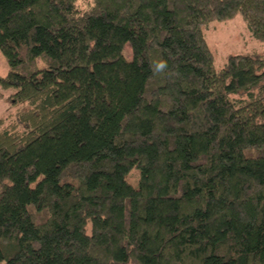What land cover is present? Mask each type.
Listing matches in <instances>:
<instances>
[{"label": "trees", "instance_id": "trees-1", "mask_svg": "<svg viewBox=\"0 0 264 264\" xmlns=\"http://www.w3.org/2000/svg\"><path fill=\"white\" fill-rule=\"evenodd\" d=\"M79 1L0 0V263L264 264V0Z\"/></svg>", "mask_w": 264, "mask_h": 264}, {"label": "rangeland", "instance_id": "rangeland-1", "mask_svg": "<svg viewBox=\"0 0 264 264\" xmlns=\"http://www.w3.org/2000/svg\"><path fill=\"white\" fill-rule=\"evenodd\" d=\"M88 0H80L78 7L85 9ZM206 43L214 58V67L217 71L224 68L227 59L231 56L252 55L264 58V42H259L251 36L245 22L240 16L225 22H211L203 28ZM126 55L130 58L129 47L126 48ZM8 64L0 53V77L4 78L8 73ZM10 92L0 87V116H7L10 113L17 114L18 110L23 111L25 105L14 106L9 100ZM139 173L132 169L128 174L127 181L138 187ZM91 227L88 224L86 231L90 234ZM0 264H3L1 262Z\"/></svg>", "mask_w": 264, "mask_h": 264}]
</instances>
